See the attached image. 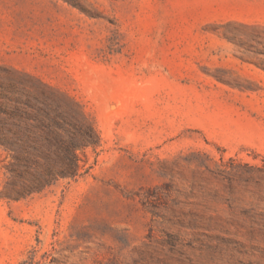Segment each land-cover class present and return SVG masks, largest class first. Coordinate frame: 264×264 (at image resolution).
Segmentation results:
<instances>
[{"label": "rangeland", "instance_id": "rangeland-1", "mask_svg": "<svg viewBox=\"0 0 264 264\" xmlns=\"http://www.w3.org/2000/svg\"><path fill=\"white\" fill-rule=\"evenodd\" d=\"M38 81L98 142L0 198V264H264V0H0V90Z\"/></svg>", "mask_w": 264, "mask_h": 264}, {"label": "trees", "instance_id": "trees-1", "mask_svg": "<svg viewBox=\"0 0 264 264\" xmlns=\"http://www.w3.org/2000/svg\"><path fill=\"white\" fill-rule=\"evenodd\" d=\"M38 84L0 90V147L10 157L2 199L20 201L60 180H75L82 174L80 155L98 142L94 127L72 97Z\"/></svg>", "mask_w": 264, "mask_h": 264}]
</instances>
